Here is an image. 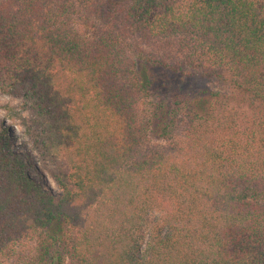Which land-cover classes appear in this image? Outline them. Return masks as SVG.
Segmentation results:
<instances>
[{
  "label": "trees",
  "instance_id": "16d2710c",
  "mask_svg": "<svg viewBox=\"0 0 264 264\" xmlns=\"http://www.w3.org/2000/svg\"><path fill=\"white\" fill-rule=\"evenodd\" d=\"M152 67L213 88L145 111ZM0 91L58 186L0 129V256L264 264V0H0Z\"/></svg>",
  "mask_w": 264,
  "mask_h": 264
},
{
  "label": "rangeland",
  "instance_id": "374dc122",
  "mask_svg": "<svg viewBox=\"0 0 264 264\" xmlns=\"http://www.w3.org/2000/svg\"><path fill=\"white\" fill-rule=\"evenodd\" d=\"M87 31L92 35L95 32L93 29H88ZM148 65L151 67V63ZM150 72L153 78L156 79V83L152 93L144 98L145 111H148L160 98L167 99L168 106L174 107L176 95L198 92L204 88H213L205 80L187 79L182 81L177 74L163 67H152ZM28 117L29 110L24 107V98L22 96H14L0 91V129H6L15 146L26 145V148L19 150L22 152L25 149L30 152L39 180L53 193H57L58 186L54 179L56 168L49 160L43 158L38 151L32 149L27 128L24 124V120H27ZM148 142L149 145H161L164 140L155 133H151L149 134ZM35 250V240L23 239L13 254L0 256V264H23L25 259L35 253Z\"/></svg>",
  "mask_w": 264,
  "mask_h": 264
}]
</instances>
